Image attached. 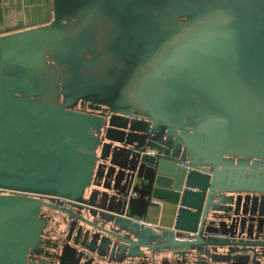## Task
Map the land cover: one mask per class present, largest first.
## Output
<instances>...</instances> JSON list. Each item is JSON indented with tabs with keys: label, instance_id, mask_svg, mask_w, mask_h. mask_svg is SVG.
I'll use <instances>...</instances> for the list:
<instances>
[{
	"label": "water",
	"instance_id": "95a60500",
	"mask_svg": "<svg viewBox=\"0 0 264 264\" xmlns=\"http://www.w3.org/2000/svg\"><path fill=\"white\" fill-rule=\"evenodd\" d=\"M0 264H264V0H51L0 31Z\"/></svg>",
	"mask_w": 264,
	"mask_h": 264
},
{
	"label": "crops",
	"instance_id": "0c3cea01",
	"mask_svg": "<svg viewBox=\"0 0 264 264\" xmlns=\"http://www.w3.org/2000/svg\"><path fill=\"white\" fill-rule=\"evenodd\" d=\"M51 18V0H0V31L8 32L46 23ZM175 214L168 207L152 208L146 223L170 228Z\"/></svg>",
	"mask_w": 264,
	"mask_h": 264
},
{
	"label": "flooded vegetation",
	"instance_id": "af4514ba",
	"mask_svg": "<svg viewBox=\"0 0 264 264\" xmlns=\"http://www.w3.org/2000/svg\"><path fill=\"white\" fill-rule=\"evenodd\" d=\"M79 109L82 111H87V112H91V113L98 112L97 110H95L96 107L89 108V105L86 103L79 104ZM43 200L47 203L51 202L53 204H56V202L50 201L46 197L43 198ZM53 213H56V212L54 210L50 209L49 207H42L41 208L40 215L43 219L46 220V224L42 227V230H41L42 243L39 245V248L42 249V255L36 256V258L44 257V255L46 254L47 251L48 252L51 251L52 245L54 244V241L57 238V233L55 231L56 226L53 223V218H55ZM47 216H51V219L48 220ZM59 217L62 219L61 215H59ZM30 258H35V256L31 255Z\"/></svg>",
	"mask_w": 264,
	"mask_h": 264
},
{
	"label": "rangeland",
	"instance_id": "374dc122",
	"mask_svg": "<svg viewBox=\"0 0 264 264\" xmlns=\"http://www.w3.org/2000/svg\"><path fill=\"white\" fill-rule=\"evenodd\" d=\"M54 217L57 218V220H59L60 222L62 221L61 218L59 217V213H53ZM63 216V215H61ZM48 220L51 219V216H47ZM65 227H62L61 230L59 231V233H61L64 230Z\"/></svg>",
	"mask_w": 264,
	"mask_h": 264
}]
</instances>
